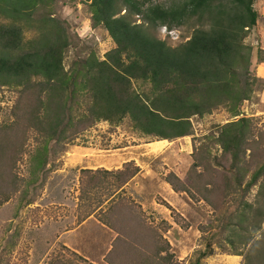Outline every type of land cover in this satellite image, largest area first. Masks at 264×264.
I'll use <instances>...</instances> for the list:
<instances>
[{
  "label": "trees",
  "instance_id": "16d2710c",
  "mask_svg": "<svg viewBox=\"0 0 264 264\" xmlns=\"http://www.w3.org/2000/svg\"><path fill=\"white\" fill-rule=\"evenodd\" d=\"M59 1L87 5L93 27H103L116 47L104 58L89 49V55L69 59L67 53L74 46V37L67 22L54 17ZM258 1L264 0H181L166 8L155 5L154 0H0V87L18 90L17 104L24 106L19 114H14L13 125L0 129V190L4 196L0 206L17 193L10 191L16 184L9 183L12 174L8 171L10 164L17 163L14 152L24 153L30 160L28 189L32 184L38 185L47 172L55 148L71 144L97 122L119 125L130 118L143 135L172 142L194 135L193 118H204L220 108L236 120L222 125L217 137L205 139L220 148L224 159L231 156L234 178L228 181L227 188L235 194L249 192L264 175L263 165L242 189L246 174L242 165L249 163L248 151L252 156L253 148L260 146L253 118L244 115V104L263 89V81L254 70V49L246 44L260 20L255 9ZM135 16L141 19L140 23L134 21ZM189 22L194 23L192 36L177 47L153 33L159 27L172 30ZM257 63H264L261 55ZM83 95L91 97L92 103L80 102ZM83 105L88 106L84 109ZM31 134L36 143L33 149L23 144ZM208 149L201 157H197L198 150L192 154L196 158L192 179L197 184L206 179L198 169L209 170L214 160ZM139 172L134 161L115 171L83 170L90 175V193L105 185L103 182L110 177L119 190L123 189ZM22 179L14 177L17 182ZM173 180L168 182L174 189L191 193L190 189H178ZM195 188L215 207L211 197L218 191L216 186L212 191L200 185ZM261 189L264 190V183ZM230 195L226 193V198ZM23 196L22 209L34 203L27 191ZM109 198L100 201L89 216ZM245 205L253 212L260 210L249 203ZM256 214L261 215L259 211ZM103 224L116 229L105 221ZM117 231L119 236L104 254L108 264L123 263L119 255L120 243H124L121 239L125 238L121 230ZM164 252L157 248L150 261L172 264L169 257L162 255ZM213 254V249L203 251L198 261ZM245 259V264H264L262 255Z\"/></svg>",
  "mask_w": 264,
  "mask_h": 264
},
{
  "label": "rangeland",
  "instance_id": "374dc122",
  "mask_svg": "<svg viewBox=\"0 0 264 264\" xmlns=\"http://www.w3.org/2000/svg\"><path fill=\"white\" fill-rule=\"evenodd\" d=\"M176 1L181 0H154V4L169 8ZM255 9L260 13V20L246 44L254 49V70L263 81V89L258 97L244 104V115L253 118L260 146L253 148L252 156L248 151L249 163L242 165L246 173L242 189L264 165V67L257 63L260 55L264 59V1H258ZM54 17L65 20L74 37V46L67 53L69 59L75 55L87 56L89 49H95L104 58L116 47L103 27H93L90 9L83 3L59 1ZM134 21L140 23L141 19L135 16ZM193 27L194 23L189 22L172 30L159 27L153 33L177 47L190 39ZM260 50L263 51L260 53ZM67 62L66 58L68 70ZM18 98V90L0 87V129L13 125L14 114L24 109L17 104ZM79 100L92 103L87 95ZM235 120L225 108H220L204 118L192 119L193 136L158 144H153L158 138L137 131L130 118L119 125L97 122L71 144L55 148L47 172L40 177L38 185L32 184L28 189L30 160L24 153L14 152L17 163L10 164L8 171L12 174L9 183L17 186L10 191L17 193L0 206V264H58L60 261L108 264L104 254L119 236L117 230H121L125 238L121 239L124 243H120L121 264H155L150 258L157 248L165 250L162 255L169 257L172 264H245L246 256L264 257V193H261L264 192L261 189L264 175L245 195L233 193L227 188L228 181L234 178L231 156L224 159L220 148L205 139L212 135L217 137L222 125ZM23 144L33 149L36 146L33 135ZM207 148L214 160L209 170L198 169L204 172L206 179L197 184L192 179L196 174L193 171L196 158L192 154L198 150L197 157L204 156ZM17 149L15 147L14 151ZM130 161L141 170L123 189L119 190L115 179L110 177L103 182L105 185L88 192L90 175L83 170L108 168L115 171ZM170 173L180 182L173 180ZM21 176L22 180H14ZM170 179L178 189H190L191 193L174 189L168 182ZM196 185L210 191L217 187L216 195L211 197L215 207L203 199L204 195L198 194ZM24 191L34 203L22 209ZM226 193L231 195L226 198ZM3 197L0 190V198ZM108 198L89 216L100 201ZM246 203L259 208L261 215L249 209ZM103 221L117 230L104 225ZM209 249H213L214 254L199 262L201 252ZM236 252L243 256H237ZM157 260L160 262L159 258Z\"/></svg>",
  "mask_w": 264,
  "mask_h": 264
},
{
  "label": "crops",
  "instance_id": "0c3cea01",
  "mask_svg": "<svg viewBox=\"0 0 264 264\" xmlns=\"http://www.w3.org/2000/svg\"><path fill=\"white\" fill-rule=\"evenodd\" d=\"M259 66H263L264 67V64H260ZM257 97H258V94H257ZM164 142H169V141H156L155 143H153V144H158V143H164ZM149 145V144H148ZM131 162V161H130ZM125 163H128V162H125ZM124 165V164H123ZM123 166H121L120 168H118V169H121ZM139 167V166H138ZM98 169H107L108 170V168H98ZM118 169H115V170H118ZM141 170V169H140ZM135 178V177H134ZM105 259V258H104Z\"/></svg>",
  "mask_w": 264,
  "mask_h": 264
}]
</instances>
